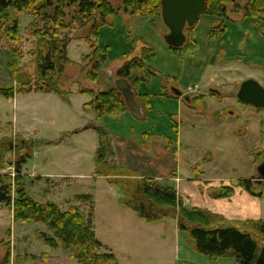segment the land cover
Instances as JSON below:
<instances>
[{
	"label": "rangeland",
	"instance_id": "obj_1",
	"mask_svg": "<svg viewBox=\"0 0 264 264\" xmlns=\"http://www.w3.org/2000/svg\"><path fill=\"white\" fill-rule=\"evenodd\" d=\"M107 1L118 15L106 20L98 36L99 45L108 50V63L97 84L85 80L81 72L88 63L83 58L90 54V27L80 29L74 24L68 33L73 38L69 58L75 65H67L63 75L55 77L71 93L68 102L45 94L0 97V174L11 176L14 188L22 184L35 203L54 204L64 212L76 207L86 221L92 220L103 252L115 255L119 264H238L231 258L213 260L199 254L191 240L179 234L175 221L150 225L125 209L120 187L96 174L97 132L72 133L88 125L102 127L114 138L115 148L119 138L131 137L141 143L149 133L158 143L166 135L180 141L177 162L183 177L191 173L215 183L205 181L204 189L211 192L238 188L240 181L251 182L255 193L263 191L264 183L255 179L264 162V111L242 104L236 95L246 80L264 87V17L245 18L250 0H227L224 19L204 14L194 28L187 29L185 47L172 52L163 39L169 30L161 16L151 23L126 14L124 0ZM76 11V7L65 10L66 25L72 24ZM11 17L7 22L0 20V88L16 84L11 50L18 55L23 75L32 72V53L41 37L27 35L33 21L30 15L11 11ZM14 20L20 35L12 43L5 30L16 24ZM192 40L197 49L187 52ZM145 46L156 54L151 64L155 75L140 86L142 93L153 97L148 117L137 119L129 112L96 119L94 111L84 106L92 97L78 91L114 88L120 64L140 55ZM196 87L198 91L191 94L189 90ZM172 88L191 102L166 98L174 96ZM174 120L179 131L173 128ZM238 130H243L241 137ZM21 158L26 162L17 174L15 164ZM162 183L172 186L169 181ZM85 196L91 199H79ZM191 203L201 206L203 202L191 196ZM40 233L50 235L46 226L16 222L13 209L0 206V262L77 264L62 247H47ZM259 247L264 242L259 240Z\"/></svg>",
	"mask_w": 264,
	"mask_h": 264
},
{
	"label": "trees",
	"instance_id": "obj_2",
	"mask_svg": "<svg viewBox=\"0 0 264 264\" xmlns=\"http://www.w3.org/2000/svg\"><path fill=\"white\" fill-rule=\"evenodd\" d=\"M226 1L207 0L204 14L224 19ZM68 7L77 9V15L70 25H66L64 21L67 17L65 10ZM123 7L126 14L148 19L151 23L154 18L161 16V0H124ZM11 11L18 15L23 13L30 15L33 21L27 35L41 37L32 53L34 58L32 72L23 75L18 55L11 50L13 55L11 69L16 84L13 87L0 88V97L13 99L21 95L45 94L57 95L68 102L71 93L65 90L63 82L55 80V77L63 75L67 65H75L69 58V46L73 38L68 33L74 24L80 29L90 27L91 38L87 39L90 54L83 58L88 63L82 67L81 72L88 82L98 83L100 72L108 63V50L99 45L98 36L101 28L107 26L106 20L118 15L117 10L107 0H0V20L5 22L11 20ZM244 13L246 19L262 20L264 0H250ZM13 22L16 24L7 28L5 32L8 40L15 43L20 32L18 22L16 20ZM187 32L186 30V34ZM223 32H226V28ZM187 49V52H194L197 49L196 41H190ZM140 52V55L133 56L119 68L117 77L127 79L131 83L138 103L144 111L146 110L143 118L145 119L152 110L153 97L149 94L141 95L139 88L147 82V77L155 75L151 64L156 54L154 49L147 46ZM78 93L92 97V102L85 105V109L93 110L98 120L130 112L123 96L115 87L109 92L83 89ZM167 96L169 99H178L176 96ZM190 100L186 102H191ZM173 128L176 130L179 128L175 120ZM87 130L96 131L99 137L95 157L97 176L104 177L110 184L120 187L123 195L122 206L133 212L139 220L150 225L167 220L175 221L179 234L186 235L199 254L213 260L231 258L238 264H264V247H259V240L264 242V221L234 224L208 210L188 207L173 187L165 186L162 182L145 178L136 171L120 166L108 130L88 125L72 134ZM167 140L173 141L172 138ZM25 162V158H21L15 164L17 174H21ZM237 187L259 199L264 197V190L255 193L249 181H240ZM208 194L216 199H230L235 195V189L223 187L208 191ZM79 199L90 200L91 197ZM0 206L12 208L16 222L46 226L50 235L40 233V239L49 248L62 247L70 253L77 264H119L115 255L103 252L105 247L97 239L92 220L86 221L76 207L64 212L54 204L35 203L28 197L22 184L14 188L11 176L2 174ZM7 262L6 260L0 264Z\"/></svg>",
	"mask_w": 264,
	"mask_h": 264
},
{
	"label": "crops",
	"instance_id": "obj_3",
	"mask_svg": "<svg viewBox=\"0 0 264 264\" xmlns=\"http://www.w3.org/2000/svg\"><path fill=\"white\" fill-rule=\"evenodd\" d=\"M120 65H123V63ZM111 90L112 88H109L108 90H104V92H109ZM139 93L141 95L147 94L145 92L142 93L140 88ZM177 100L184 99L179 98ZM91 102L92 99L87 101L85 105ZM133 116L135 117V115ZM247 132L246 129L245 133ZM242 133L243 130H238L240 137ZM156 139L154 135L149 133L145 134L144 140H142L141 143L132 140L131 137L119 138L120 143L116 147L117 150L115 147H113V149L120 166L125 169L136 171L145 178L159 182L169 181L172 183L171 187L178 192L184 199L185 204L190 208L195 207L208 210L234 224L250 221H264V197L259 199L243 191L241 188H235V195L230 199L212 198L208 194L209 190L204 189L206 185L205 181L209 184L211 181H204V179L197 178L191 173H188L186 177L182 176L177 162L181 155V145L179 147L177 145L178 142L180 143L179 139H172L173 141L170 142V140H167L166 135L161 136L159 139L162 141L158 143H156L158 141ZM113 141L114 138H112V144L114 143ZM173 144H175L174 148L171 147ZM191 170L194 171V168H191ZM212 184L215 183L212 182L210 185ZM202 188L204 189L203 192L201 191ZM191 196L200 199L203 202L201 206H197L196 203H191Z\"/></svg>",
	"mask_w": 264,
	"mask_h": 264
},
{
	"label": "water",
	"instance_id": "obj_4",
	"mask_svg": "<svg viewBox=\"0 0 264 264\" xmlns=\"http://www.w3.org/2000/svg\"><path fill=\"white\" fill-rule=\"evenodd\" d=\"M207 0H161V18L169 30V33L163 37L167 47L173 50H181L187 43L186 30L194 28L204 15ZM114 87L123 96L125 104L129 111L135 117L142 119L144 110L138 103L136 92L127 79L116 78ZM172 93L178 98L189 101V97H183V93L177 88H172ZM211 93L219 92L211 90ZM237 99L246 106L254 107L264 111V87L257 81L250 79L244 81L236 95ZM257 173L261 177L259 184L264 182V162L258 166Z\"/></svg>",
	"mask_w": 264,
	"mask_h": 264
},
{
	"label": "built area",
	"instance_id": "obj_5",
	"mask_svg": "<svg viewBox=\"0 0 264 264\" xmlns=\"http://www.w3.org/2000/svg\"><path fill=\"white\" fill-rule=\"evenodd\" d=\"M196 91H198V88L196 87L195 89H190L189 92L192 94V93H195Z\"/></svg>",
	"mask_w": 264,
	"mask_h": 264
},
{
	"label": "flooded vegetation",
	"instance_id": "obj_6",
	"mask_svg": "<svg viewBox=\"0 0 264 264\" xmlns=\"http://www.w3.org/2000/svg\"><path fill=\"white\" fill-rule=\"evenodd\" d=\"M260 181H261V177H260V175L258 174L257 179H255V182L259 183ZM263 183H264V182H263Z\"/></svg>",
	"mask_w": 264,
	"mask_h": 264
}]
</instances>
